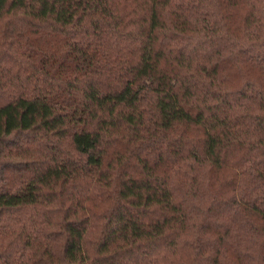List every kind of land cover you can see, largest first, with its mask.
I'll return each instance as SVG.
<instances>
[{
  "label": "trees",
  "instance_id": "trees-1",
  "mask_svg": "<svg viewBox=\"0 0 264 264\" xmlns=\"http://www.w3.org/2000/svg\"><path fill=\"white\" fill-rule=\"evenodd\" d=\"M0 264H264V0H0Z\"/></svg>",
  "mask_w": 264,
  "mask_h": 264
},
{
  "label": "rangeland",
  "instance_id": "rangeland-1",
  "mask_svg": "<svg viewBox=\"0 0 264 264\" xmlns=\"http://www.w3.org/2000/svg\"><path fill=\"white\" fill-rule=\"evenodd\" d=\"M150 105V104H149ZM151 107L152 106H147V107H144V106H141V107H138L137 108V110L135 111L136 112V114L140 117V118H142V120H143V122H142V124L140 125V127H139V130L142 128L143 129V124L144 123H146V125H147V128L148 127H152V120H151V115H150V113H152V111H151ZM150 127V128H151ZM149 131H151V129H149ZM149 131L148 132H146V131H142L141 133H139L140 134V136H142V137H144V135H146L147 133H149Z\"/></svg>",
  "mask_w": 264,
  "mask_h": 264
}]
</instances>
